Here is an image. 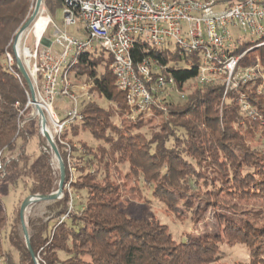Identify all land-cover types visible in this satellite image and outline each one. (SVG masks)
Wrapping results in <instances>:
<instances>
[{
	"label": "trees",
	"instance_id": "16d2710c",
	"mask_svg": "<svg viewBox=\"0 0 264 264\" xmlns=\"http://www.w3.org/2000/svg\"><path fill=\"white\" fill-rule=\"evenodd\" d=\"M43 1L49 13L61 8L64 2ZM233 1L216 0L218 4ZM33 2L0 0V149L6 148L11 153L23 151L11 172L10 184L14 188L21 183L26 193L24 198L48 195L57 189L48 157L36 155L33 158L24 151V137L16 136L18 111L15 102L21 107L25 104L26 84L9 71L5 58L6 50L12 52L15 32L32 13ZM254 44L243 42L232 54H239ZM145 57L166 64L178 91L184 95L182 103H164L166 114L153 106L152 111L159 116V122L149 132V137L135 131L142 126V113L130 118L125 93L117 89L108 69V54L95 47L79 54L77 62L70 67L69 74L73 78L84 77L90 81V99L82 102V121L70 125L63 138L72 144L70 136L84 130L107 147H98L100 155L96 157L83 143L80 144L83 153L72 146V164L79 180L70 182V192L63 187L62 197L50 203V208L55 209L53 217L45 221L28 218L26 227L31 249L39 258L37 263L219 264V246L225 242L242 244L248 250V259L235 264H264V223L258 224L254 220L256 224L251 223L237 216L236 205L229 213H217L219 230L216 233H186L178 241L166 225L153 217L135 218L123 208L120 201L122 184L112 179V171L117 173L115 164L127 165L124 178L131 177L137 186L141 179L148 184L156 181L153 196L172 211L178 208L176 193L188 192L197 184L206 189L204 210L223 208L209 199L227 195L244 200L264 199V150L255 153L244 143L257 141L264 144V89L258 92L257 82H247L237 90H227L223 96L221 79L203 86L196 82L200 65L197 54L180 56L176 49H145L142 46L133 49L134 64ZM256 61L264 72V44L249 50L239 65L244 67ZM94 93L115 109L103 108L91 100ZM241 94L254 115L242 111ZM114 114L125 118L122 117L121 126L112 122ZM57 149L65 164V185L69 178L66 154L61 146ZM90 157L97 158L95 166ZM202 162H208L212 170L208 172L209 167ZM97 165H102V171ZM26 172L34 179L23 177ZM82 192L84 201H75L72 193ZM22 201L14 206L11 215H7L0 196L2 264H35L20 236Z\"/></svg>",
	"mask_w": 264,
	"mask_h": 264
},
{
	"label": "built area",
	"instance_id": "2783aa9c",
	"mask_svg": "<svg viewBox=\"0 0 264 264\" xmlns=\"http://www.w3.org/2000/svg\"><path fill=\"white\" fill-rule=\"evenodd\" d=\"M61 8V25L47 15L46 25L31 49L25 47L20 54V35L16 42L13 40L12 52L5 51V58L9 71L26 84L27 99L23 109L15 102L16 136L23 131L24 123L33 118L40 135L44 137L45 131L55 146L63 148L69 175L64 188L68 192L70 182L77 180V170L72 164L73 145L63 135L70 125L82 121L81 105L90 98L91 86L70 81L69 69L77 62L79 54L95 47L108 54L115 85L125 93L133 114L150 111L153 106L166 114L159 96L178 91L166 64H159L150 57L133 63L132 51L136 46L176 49L180 56L197 54L200 65L196 82L203 86L221 79L223 96L227 90H237L247 82H257L258 92L264 89V72L258 61L244 67L239 65L249 50L264 44V0H234L221 4L216 0H64ZM43 11L42 8L40 13ZM48 25L53 28L52 39H44L47 44H42V34ZM68 27H74L75 33H70ZM243 42L255 44L239 54H232ZM53 46L58 47L59 52L54 51ZM16 57L23 64L30 85L17 67ZM59 100L69 101L70 106L56 110ZM239 104L242 111L254 115L243 94ZM28 107L32 109L30 118L24 119L22 115ZM46 146L51 149L48 142ZM21 154L0 149V185L9 169L19 162Z\"/></svg>",
	"mask_w": 264,
	"mask_h": 264
},
{
	"label": "rangeland",
	"instance_id": "374dc122",
	"mask_svg": "<svg viewBox=\"0 0 264 264\" xmlns=\"http://www.w3.org/2000/svg\"><path fill=\"white\" fill-rule=\"evenodd\" d=\"M31 1L33 2L34 0ZM42 8L44 9V11L40 13ZM39 9L40 12L38 11L37 15L29 24L27 29L21 34V38L19 40V45H18L20 54L23 53V49L25 47L31 49L36 36L39 35L44 28L47 15L51 16L52 19L57 24L61 25L62 23V8L59 7L55 9L53 13H49L44 6V1L42 0ZM28 17L26 18V20L28 19ZM68 31L70 33H75V28L68 27ZM52 34H53V28L51 27V25H48L42 34V38H43L42 41H44V39H52ZM13 40L11 46L13 45ZM53 50L59 52V48L56 46H53ZM108 69H109V64H108ZM69 78L71 82L77 85L91 84L90 81L88 80L86 81L84 77L73 78L72 75L69 74ZM77 93H80V91H77ZM181 95L182 94L179 91L166 92L159 96V102L162 106H164L165 102L182 103L184 98H182ZM91 100L95 101L103 108L111 107L112 110L115 109L114 105L110 106L108 102H106L96 93L92 94ZM85 101L86 100H84L83 102ZM25 104H26V100H25ZM25 104L22 107H20V109H23ZM68 106H70L69 101L59 100L55 104V109L57 110ZM31 110L32 109L30 107L26 108L22 115V118L24 119L30 118ZM138 114H139L138 112L134 114L130 112V118L134 119ZM122 117L123 116L119 117L118 115L114 114L112 118V122L116 125L121 126L123 122L121 121ZM140 119L142 126L136 128L135 131H140L142 133H145L146 136L149 137V132H151L152 129L154 130L155 129L154 127H156L157 123L159 122V116L155 115L153 111L150 110V111L142 112ZM21 135L24 137V140L26 142L24 146V151L26 153H30L31 155H33V158H35L36 155H44L48 157V164L52 170L54 177L56 178V184L58 185V180H59L58 161L53 151H51L49 146H46L47 142L44 139V137L40 135L38 131V124L36 119L30 118L28 119V121L24 123V129L21 132ZM68 136H70V134H68ZM70 137L72 140V145L74 147H77L78 150L82 151L83 153V150H81V146H80V144L83 143L86 145L89 151H91V154H94L96 157L100 155L98 151V147L100 146L107 147V145H105L102 141L100 142L95 140L87 131L84 130L79 131L78 133H76V135ZM244 143L251 150H254L255 153L264 150V144L262 142L245 141ZM58 146L59 145H57L56 147ZM17 151L23 153L21 149ZM74 155L76 156L77 153H74ZM91 157L89 158L92 160L91 164H94L95 166L97 164V158L92 159ZM62 162L64 164L63 159ZM17 164H15L9 169L6 179L0 185L1 201L3 202L4 209L7 215H11L14 206L16 204L18 205L19 202L22 201L26 195L25 191L22 189L21 183H19L14 188L10 184L11 172L13 171V168ZM202 165H207V167H209L208 172L212 170L210 168L211 165H209L208 162L207 163L202 162ZM97 166L100 169V171H102V165L101 166L97 165ZM114 166L117 168V173L115 171H112L113 173L112 179L115 182H119L122 184L121 187L122 193H121L120 201L126 212L130 216H133L135 218L153 217L159 223L166 225L167 230L171 233L172 237L177 241L183 239L186 233H194L196 235L203 234L205 232L216 233L219 230L218 221L216 219L217 213L219 211H224L226 213L227 212L229 213L231 212L230 210L233 209L234 205H236L235 210L237 209V214H236L237 216H240L243 219H248L251 223H255V222H257L258 224L264 223V199L244 200V199H238L232 195H227V196L219 197L215 200L209 199V201H214L215 203L221 205L220 207L223 208L215 210L208 207L207 209L204 210V206L207 203L204 202L206 201V196H204L206 189H204V187L201 186V184H197L198 185L197 187H194L192 190H188V192H181L180 194L179 192L178 193L175 192L178 199V204H177L178 208L177 210L172 211L167 209L164 203L160 202L159 199L153 196L154 186L157 184L156 181L151 183L149 182L148 184L147 182H144L141 179L137 186L136 183H134V181L131 179V177L128 179L124 178V173H126L128 169L127 165L115 164ZM88 169L92 170V167H88ZM76 175L78 177L77 172ZM23 177L29 180L34 179V176L31 173H27V172L26 174H23ZM78 180L79 179L77 178V181ZM62 195L63 194H61V196L58 199H60ZM72 197L73 199H75V201L83 202L85 194L84 192L75 193V194L72 193ZM52 201L55 200H50V201L39 200V201L31 202L29 205H27L23 213V220L25 225L27 226L28 218H40L43 221H45L48 218L53 217L55 209L50 208L49 206ZM253 220L255 222H253ZM19 230H20V236L23 237L21 225H19ZM28 235H29V230H28ZM219 248H220L219 264H235L237 262L246 261L248 259V250L242 244L238 243L235 245H229L225 242H221ZM36 260H39V258H36ZM0 264H2L1 259H0Z\"/></svg>",
	"mask_w": 264,
	"mask_h": 264
},
{
	"label": "water",
	"instance_id": "95a60500",
	"mask_svg": "<svg viewBox=\"0 0 264 264\" xmlns=\"http://www.w3.org/2000/svg\"><path fill=\"white\" fill-rule=\"evenodd\" d=\"M42 0H35L34 3V7H33V11L30 14V16L28 17V19L19 27V29L17 30L15 36H14V42L17 41L18 37L27 29V27L29 26V24L32 22V20L35 18V16L37 15L40 5H41ZM43 44H47L44 41H42ZM16 61V65L18 67V69L20 70L21 74L23 75V78L25 79L26 83L28 85H30V80L29 77L23 67V64L21 62V60L16 57L15 58ZM42 126H44V120L42 121ZM43 135L44 138L46 139V141L49 143L53 153L55 154L57 161H58V165H59V180H58V185H57V189L54 192L49 193L48 195H40V194H36V195H31V196H27L21 203L20 205V220H21V230H22V234L25 240V245L26 248L29 251V254L32 258V260L34 261L35 264L37 263L36 257L34 252L31 249L30 246V242H29V235H28V230L26 228V225L24 223L23 220V213L25 208L27 207V205H29L31 202L34 201H39V200H45V201H50V200H56L58 199L61 194H62V189H63V185H64V180H65V167L64 164L62 162V159L59 155V152L57 150V147L55 146V144L52 142V140L50 139L49 135L43 131Z\"/></svg>",
	"mask_w": 264,
	"mask_h": 264
},
{
	"label": "bare ground",
	"instance_id": "6f19581e",
	"mask_svg": "<svg viewBox=\"0 0 264 264\" xmlns=\"http://www.w3.org/2000/svg\"><path fill=\"white\" fill-rule=\"evenodd\" d=\"M40 10V9H39ZM40 12V11H39ZM39 15V14H38ZM47 17V16H46ZM48 19V18H47ZM47 19H46V22H47ZM35 22H36V20H35ZM35 22H34V25H35ZM45 25H46V23H45ZM45 25H44V27H45ZM44 29V28H43ZM43 31V30H42ZM42 33V32H41ZM41 33L39 34V35H37L36 36V38H35V41L39 38V36L41 35ZM25 52H27L26 50H25Z\"/></svg>",
	"mask_w": 264,
	"mask_h": 264
}]
</instances>
